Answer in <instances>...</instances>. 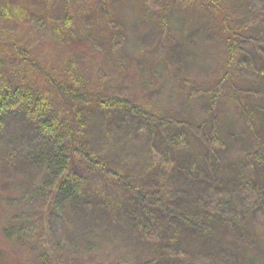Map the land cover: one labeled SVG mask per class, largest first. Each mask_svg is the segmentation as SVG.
I'll list each match as a JSON object with an SVG mask.
<instances>
[{"label":"trees","instance_id":"16d2710c","mask_svg":"<svg viewBox=\"0 0 264 264\" xmlns=\"http://www.w3.org/2000/svg\"><path fill=\"white\" fill-rule=\"evenodd\" d=\"M60 1L63 9L68 0ZM172 1L143 0L144 22L161 25L137 34L142 46L155 42L158 67L172 70L166 98L141 78L138 56L122 57V34L79 41L50 69L12 42L13 62L0 56V203L8 208L0 232L33 251V264H246L226 246L252 247V222L264 227V0H245L241 17L222 0ZM183 8L185 20L204 12L210 21L198 30L229 54L212 83L192 73L208 59L195 26L170 39L168 20ZM30 22L45 30L43 19ZM10 259L0 250V264Z\"/></svg>","mask_w":264,"mask_h":264},{"label":"rangeland","instance_id":"374dc122","mask_svg":"<svg viewBox=\"0 0 264 264\" xmlns=\"http://www.w3.org/2000/svg\"><path fill=\"white\" fill-rule=\"evenodd\" d=\"M170 1V5H174V2L172 0ZM46 2L52 3V0H46ZM67 2L69 5L66 7ZM243 2L245 0H234V4H237L236 6L241 8V12H237L233 6V1L230 3H226L224 0L221 1L222 7L230 12L236 13L239 17H241L242 12L245 10L241 6ZM62 4L60 0H55L54 4L50 6L51 8L47 10L46 8L43 9L44 7L37 9L28 7L29 0H0V13L4 15V18L2 20L0 19V56H6L7 60H12L9 62V65L13 62L12 57H14V54L7 47V43L12 42L22 48L30 47L33 49V58L50 69L51 66L61 63L62 57L67 53L72 52L74 49L82 48L80 42L84 43L85 41L88 42V40H91L90 43L92 46V42H96L97 38L109 40V37L114 36V34H122L124 39L121 52L122 57L125 59L126 56H138L144 63L140 67V69L143 68L141 78L145 79L147 84L151 85V88L159 89L163 97L170 96L175 85L172 80L168 79L172 70H163L161 67H158L157 59L151 55L155 42L142 46V40H139L140 36L139 39L137 36V34L145 35L154 26H157L155 29H158L161 25L160 22H154L152 20H149L152 23L148 22L146 24L144 22L145 17L142 11L143 0H88L86 2H81V0H68L64 3L63 9L60 8ZM24 9L28 11L26 12L27 14H32L27 21L20 18V12L24 11ZM189 14L185 8L176 11L173 16V21L170 18L168 20V24L171 25V32L168 33L171 36L170 39L176 38V35H180V26H195V32H198V37L195 39V42L198 43L197 50L199 49L198 51L208 59L204 62H201L200 59L199 62L195 61L192 73L198 78L201 84L212 83L215 78H213L214 74L224 75L227 72L230 57H228L229 54L226 52L222 40L218 39L217 36H215V40H207L208 35L206 32L204 33L205 29L203 28L202 31L201 29L198 30L204 23L209 24L210 18L203 12V15L199 13L197 15L205 17L185 20ZM109 16L112 19H109ZM30 19H43V28L45 30L39 32L37 27L30 22ZM109 20L117 24L121 23L122 27L111 29ZM191 22L192 25H190ZM184 54L183 52L179 55V60H182L185 56ZM94 66L100 67L98 63H94ZM19 69L22 70V67L19 66ZM83 70L87 71L84 66ZM135 70H137L136 65ZM90 71L92 72L93 69L90 68L87 74H92ZM125 75L123 73L122 77ZM35 78H39V76ZM134 79L136 83H134L132 89L137 93L140 92V81L139 77H134ZM143 90L144 86L142 85L141 97L143 96ZM179 95L177 93V98H179ZM261 99L262 102L260 99L258 101L263 104V98ZM193 107L195 108V105ZM195 110L199 115H202V121H208L207 125L210 127L212 120L208 119L209 115L202 111L201 106H197ZM230 110L231 108L226 112ZM216 113H218V108L216 109ZM234 119L236 120V125L241 127L242 122L236 119V115ZM5 209L8 211V208L0 203V218H2ZM11 215L9 213L8 217L10 218ZM7 220L8 218L5 221L6 223L8 222ZM252 225H255L258 231L255 245H252V247L241 246L239 242L232 241L236 244V248H230L229 246H226V248H229L233 254L240 255L246 264H264V227L261 228L259 226L260 224L254 221ZM62 229L63 226L58 225L60 232ZM58 234L59 232L53 234V236L58 239L60 237ZM224 243L227 244L228 242ZM2 249L3 251L10 252L11 259L9 264H33L32 260L35 257L33 251L28 250L31 253H25L26 249L20 247L16 240L10 243L0 232V250Z\"/></svg>","mask_w":264,"mask_h":264}]
</instances>
